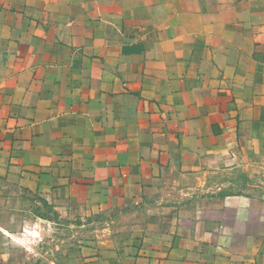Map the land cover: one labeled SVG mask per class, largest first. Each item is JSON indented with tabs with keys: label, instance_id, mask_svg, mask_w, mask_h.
Wrapping results in <instances>:
<instances>
[{
	"label": "crops",
	"instance_id": "0c3cea01",
	"mask_svg": "<svg viewBox=\"0 0 264 264\" xmlns=\"http://www.w3.org/2000/svg\"><path fill=\"white\" fill-rule=\"evenodd\" d=\"M97 214L98 264H264V0H0V264Z\"/></svg>",
	"mask_w": 264,
	"mask_h": 264
},
{
	"label": "rangeland",
	"instance_id": "374dc122",
	"mask_svg": "<svg viewBox=\"0 0 264 264\" xmlns=\"http://www.w3.org/2000/svg\"><path fill=\"white\" fill-rule=\"evenodd\" d=\"M112 220V216L97 214L93 218L86 222L84 219H79L77 222L78 225V237L73 238V243L77 242L79 246V261L85 262V250L86 246L94 243L95 253L93 257L89 255V258H94L95 264L105 262V256H107L106 251H112L113 248H116L118 245V241L116 238H111L108 236V233L111 229L110 221ZM68 231V227L64 228ZM66 233V232H65ZM89 233V234H88ZM94 234V238H92L91 234ZM55 233H51L54 235ZM107 234V235H106ZM51 239V238H50ZM88 243V245H87ZM51 246V245H49ZM57 248V252L64 251L65 247H69V242L61 244L60 242L57 246H53Z\"/></svg>",
	"mask_w": 264,
	"mask_h": 264
}]
</instances>
